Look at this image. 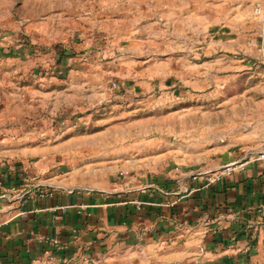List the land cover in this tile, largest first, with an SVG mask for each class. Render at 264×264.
Listing matches in <instances>:
<instances>
[{
	"label": "crops",
	"instance_id": "obj_1",
	"mask_svg": "<svg viewBox=\"0 0 264 264\" xmlns=\"http://www.w3.org/2000/svg\"><path fill=\"white\" fill-rule=\"evenodd\" d=\"M246 1L121 0L113 23L130 26L120 32V41L146 40L142 26L160 20L187 43L196 37V26L215 18L219 5ZM26 39L6 36L0 55L4 51V62H15L4 46L17 42L24 58L18 57V71L31 70L45 80L41 89L21 88L44 96L33 108L39 121L60 110L94 106L126 68L87 64L81 54L67 59L60 75L55 68L48 77L45 68L56 63V52L38 53ZM182 62L183 80L199 88L200 80L185 76L197 64ZM123 72L135 79L131 74L138 70ZM209 81L203 86L210 87ZM5 111L0 112V264H264V115L261 127L216 142L207 156H190L177 146L180 154L174 157L163 142L161 151L147 155L136 144L121 146L119 137L109 145L98 142L96 133L28 131L25 114L6 117ZM229 165L230 171L207 182L208 174ZM40 188L48 194L41 195Z\"/></svg>",
	"mask_w": 264,
	"mask_h": 264
},
{
	"label": "rangeland",
	"instance_id": "obj_2",
	"mask_svg": "<svg viewBox=\"0 0 264 264\" xmlns=\"http://www.w3.org/2000/svg\"><path fill=\"white\" fill-rule=\"evenodd\" d=\"M120 1L0 0V7L4 8V16L0 19L2 36L19 33L22 39L27 37L28 44L38 48V53L56 52L54 62L59 50L67 47L75 53L71 57L85 54L87 64H119V67L138 70L131 74L137 76L132 77L135 79L123 72L126 68L119 71L118 80L114 79L117 86L110 84L112 90L108 91V97L94 106L85 110L75 107L60 110L50 114L47 120L39 121L38 112L35 116L32 113L41 95H33V91L27 89L22 92L21 88L41 89L40 84L45 80L31 70L23 74L18 71V57H22L21 61L24 58L16 52L20 51L17 42H9L4 46L6 54L17 59L5 63L4 51L0 55V112L6 109V117L25 114L28 131L48 128L56 134L67 129L96 133L101 134L97 135L98 142L109 145L116 144L113 140L119 137L121 146L136 144L147 155L152 150L161 151L163 142L164 149L174 150V157L180 154L177 146L184 147L190 156H207L209 147L216 142L261 127L264 55L260 41L264 39V21L258 20L253 13L256 0L219 5L215 18L196 26V37L187 43L174 36L173 25L160 20L142 26L146 40L122 38L120 41V32L122 35V30L128 32L130 27L113 23ZM189 29L190 33L194 30L193 27ZM82 43L84 45H80ZM183 59L190 61L188 64L194 61L197 64L194 72L185 73V76L188 80H200L199 88L183 80V69L179 66ZM53 65L46 66L45 76L52 75L56 68ZM124 79L131 82V87L122 83ZM204 79L210 80V87L203 86ZM70 116L71 126L61 129L60 121Z\"/></svg>",
	"mask_w": 264,
	"mask_h": 264
},
{
	"label": "built area",
	"instance_id": "obj_3",
	"mask_svg": "<svg viewBox=\"0 0 264 264\" xmlns=\"http://www.w3.org/2000/svg\"><path fill=\"white\" fill-rule=\"evenodd\" d=\"M253 13L258 18V20L264 21V0H256L255 1L254 6H253ZM3 38H5V37L2 36V34H0V43L2 42ZM261 44H262L261 45V51H262V54L264 55V39L261 40ZM111 84L113 86H117V83L115 81H112ZM69 119H71V116L63 118L60 121L59 126L61 129H67L71 126ZM72 125H74V124H72ZM261 156L264 157V150H263ZM231 169H232L231 165L226 166L221 171H218V172H215L212 174H208V176L206 177V180L208 183H212V182L216 181L218 177H221L223 174H225L227 171H230ZM39 193L44 196V195L48 194V191L43 189V188H40ZM51 241L56 245L59 244V241L55 238L51 239Z\"/></svg>",
	"mask_w": 264,
	"mask_h": 264
},
{
	"label": "trees",
	"instance_id": "obj_4",
	"mask_svg": "<svg viewBox=\"0 0 264 264\" xmlns=\"http://www.w3.org/2000/svg\"><path fill=\"white\" fill-rule=\"evenodd\" d=\"M75 55V53H71V51L67 47H62L57 54L56 68L57 75L61 74V67L66 63L67 58ZM61 77V76H60Z\"/></svg>",
	"mask_w": 264,
	"mask_h": 264
}]
</instances>
